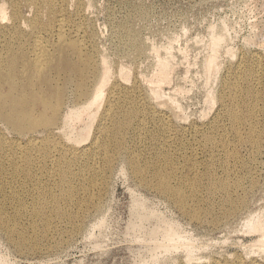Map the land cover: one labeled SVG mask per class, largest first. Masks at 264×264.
Masks as SVG:
<instances>
[{"label":"rangeland","instance_id":"obj_1","mask_svg":"<svg viewBox=\"0 0 264 264\" xmlns=\"http://www.w3.org/2000/svg\"><path fill=\"white\" fill-rule=\"evenodd\" d=\"M12 1L0 0L8 18L5 20L9 21L0 20V26L13 23ZM18 1L19 26L28 32L27 22L34 8L29 0ZM65 3L67 21L81 26L87 45L84 53H92L95 69L105 58L111 66L109 82L121 83L133 91L134 107L146 113V129L143 133H129L125 148L109 170L99 175L91 172L92 181L98 186L90 187V195L86 196L90 198H84L79 191L77 199L60 203L65 217H52L48 224L42 220L32 222L30 213L36 207L35 199L32 194L25 196V211L15 222L25 245L16 242L17 235L11 227L0 226V258L7 264H264V250L252 246L261 235L248 233L245 228L251 217L260 216L264 220V137L254 136L256 148L245 138L247 126H242L240 136L236 137L224 115L228 103L222 100L229 92L227 85L232 89L236 81H240L242 88L252 89L253 103L257 106L255 124L261 128L264 0H65ZM41 9L40 18L45 23L52 16ZM54 33L48 31L43 36L54 40ZM213 33L223 34L224 40L216 53L217 70L209 75L205 67L211 55ZM160 62L167 64L168 79L156 84L152 80ZM120 69L128 73L127 81L118 77ZM241 71L246 80L239 78ZM136 76L141 79L138 86ZM148 81H152L150 86ZM148 88L159 89L160 100H151ZM65 89L64 108L75 107L74 86ZM209 97L214 98L213 105L208 102ZM162 120L169 129L163 130ZM95 122L89 136L83 137L86 140L71 141L73 145L67 141L71 129L61 128L60 122L61 131L52 133L54 141L75 148L90 145L95 139L92 134ZM5 127L0 122V136L7 141L25 140ZM150 134L159 136L157 144L150 140ZM207 138L212 141L207 142ZM110 148L113 149L112 144ZM183 149L190 157L187 163L171 157V152ZM130 155L138 159V166H147L160 157L172 159L170 169L176 173L174 180L179 186L198 190V199L188 201V208L196 214L193 210H179L175 200L163 196L151 182L135 177L128 164ZM77 158L75 166L87 179L84 166L88 168L89 159H97L81 154ZM55 168L47 163L43 173L36 169L39 185L52 186L57 181L45 176V171ZM152 168L145 170L143 179L150 178ZM72 170L76 172L73 167ZM207 171L214 173L217 182L227 183L230 191L208 194L202 176ZM2 179L7 187H20V177ZM71 183L80 182L73 177ZM241 200L243 204L239 203ZM0 202L12 216L16 204L1 198ZM69 215H75L76 219L68 218ZM168 228H174L179 237L193 245L191 257L182 245L169 250L171 247L163 239Z\"/></svg>","mask_w":264,"mask_h":264},{"label":"bare ground","instance_id":"obj_2","mask_svg":"<svg viewBox=\"0 0 264 264\" xmlns=\"http://www.w3.org/2000/svg\"><path fill=\"white\" fill-rule=\"evenodd\" d=\"M18 2V0L12 1L14 10L10 20L13 23L9 26H0V122L10 132L24 137L25 140L7 141L0 136V198L16 204L14 214L10 216L0 202V226L7 229L11 227V231L17 235L16 242L19 245H25L23 234L15 226L17 218L25 211V196L32 194L35 199L36 207L30 213L32 222L42 220L44 224H48L52 217H58V219L65 217L66 214L61 209L60 203L77 199L79 191L83 192L84 198L91 197H86L90 195V187L94 189L98 186L92 181V173L99 175L110 169L115 157L125 148L131 131L139 133L145 131L146 113H141L134 107L132 90L121 83L109 82L111 66L105 58H102L95 69L92 53H84L87 45L80 24L70 23L66 19L65 0H29L34 12L27 22L30 28L28 32L19 26L20 12L16 9ZM40 9L45 10L44 13H48L47 15H51L52 18L48 17L43 23L40 18ZM6 18L4 5L1 4V22ZM48 31L55 32L54 40L49 36L51 40L43 36V33L47 34ZM221 33H213L210 38L211 55L205 67L209 75L217 70L216 53L222 47L224 40ZM167 74V64L160 62L155 78L152 80L153 83L167 81ZM117 75L127 81L128 73L123 69L117 71ZM238 75L240 79H247L242 76V71ZM139 78L135 77L136 86L141 81ZM152 81H148V85ZM239 82L232 84L233 92L227 85L229 92L222 96V100L228 103L225 106L224 115L236 137L240 136L242 126L248 127L245 138L253 148H256L257 140L254 136L264 137V118L259 121L261 128L258 129L255 124L257 106L253 103L252 89L242 88ZM250 83L254 86L252 79ZM68 85L74 86V99L77 104L75 107L64 108L65 88ZM148 94L151 100L162 97L159 89L155 88H151ZM213 101V97L208 98L211 105L214 104ZM260 111L264 115V98ZM93 121H96V126L92 132L95 136L92 143L83 147L78 146V148L70 146L73 145L71 141L77 142L81 138L80 142L86 140L84 138L89 136L87 134ZM60 122H63L61 128L68 126L71 129L67 137L70 145L54 141L55 136L52 133L61 131ZM160 124L163 130L169 129L164 120ZM77 125H79L78 129L75 128ZM39 133L44 136H36ZM149 137L154 144H157L159 140L157 134H150ZM205 137L206 135L203 136ZM211 141V138H207V142ZM110 144L113 145L112 150ZM80 154L91 155L97 159V161L89 159L88 168L84 166V174L89 175L87 179L82 177L75 166L77 156ZM131 157L132 155L128 158V164L135 177L146 183L151 182V186L159 193L175 200L179 210L186 212L193 210L196 214L194 209L188 208V201L198 199V190L193 186H179L174 180L176 173H172L170 169L172 159L160 157L147 166H138V159ZM171 157L179 158L186 163L190 160L184 149L171 152ZM47 163L56 166L54 170L45 171L48 179L57 180L52 186L39 185L40 177L36 169H40L43 173ZM161 163H167L168 166L162 167ZM213 164L211 162V165ZM152 166L150 178L143 179L145 170ZM72 167L76 172L72 170ZM189 170L195 172L194 167L189 166ZM3 176L20 177V187L5 186ZM202 176L206 180L208 194L230 191L227 183L217 182L213 172L207 171ZM73 177L79 180L78 185L71 183ZM101 181H104L103 177ZM54 188L59 189L55 192ZM185 190H188V193ZM239 203L243 204L244 201L241 200ZM68 218L75 220L76 216L69 215ZM245 228L248 233L261 235L252 246L264 250V220L260 216L251 217L245 222ZM163 239L171 247L169 250L177 249L179 245H182L187 256L191 257L193 245L179 237L174 228L166 229ZM0 264L7 263L0 258Z\"/></svg>","mask_w":264,"mask_h":264}]
</instances>
